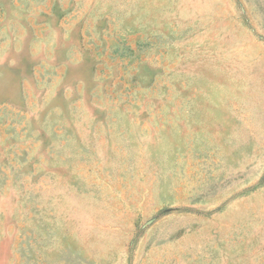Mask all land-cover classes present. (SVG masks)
Masks as SVG:
<instances>
[{"label": "rangeland", "instance_id": "rangeland-1", "mask_svg": "<svg viewBox=\"0 0 264 264\" xmlns=\"http://www.w3.org/2000/svg\"><path fill=\"white\" fill-rule=\"evenodd\" d=\"M0 264H264V0H0Z\"/></svg>", "mask_w": 264, "mask_h": 264}]
</instances>
